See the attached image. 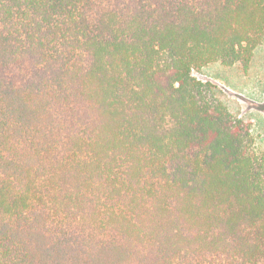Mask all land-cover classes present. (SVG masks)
<instances>
[{"label": "trees", "instance_id": "trees-1", "mask_svg": "<svg viewBox=\"0 0 264 264\" xmlns=\"http://www.w3.org/2000/svg\"><path fill=\"white\" fill-rule=\"evenodd\" d=\"M264 0H0V264H264V147L211 83Z\"/></svg>", "mask_w": 264, "mask_h": 264}, {"label": "rangeland", "instance_id": "rangeland-1", "mask_svg": "<svg viewBox=\"0 0 264 264\" xmlns=\"http://www.w3.org/2000/svg\"><path fill=\"white\" fill-rule=\"evenodd\" d=\"M193 76L211 83L227 109L251 124L253 136L264 147V44L255 50L247 69L217 63L193 71Z\"/></svg>", "mask_w": 264, "mask_h": 264}]
</instances>
